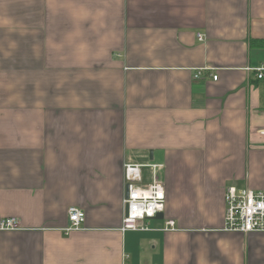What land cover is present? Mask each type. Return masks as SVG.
I'll return each instance as SVG.
<instances>
[{"label": "crops", "instance_id": "1", "mask_svg": "<svg viewBox=\"0 0 264 264\" xmlns=\"http://www.w3.org/2000/svg\"><path fill=\"white\" fill-rule=\"evenodd\" d=\"M261 64L264 0H0V264H264L224 230L225 189L264 190ZM149 162L162 218L122 232Z\"/></svg>", "mask_w": 264, "mask_h": 264}, {"label": "built area", "instance_id": "2", "mask_svg": "<svg viewBox=\"0 0 264 264\" xmlns=\"http://www.w3.org/2000/svg\"><path fill=\"white\" fill-rule=\"evenodd\" d=\"M201 41V36H198ZM246 72L253 74L258 81L264 80V64L247 67ZM199 77V73L195 78ZM217 79L216 76L213 77ZM148 168L151 183L141 184L142 169ZM163 164L149 162L145 164L124 165L125 193L122 199L123 216L121 231H147V222L162 214L165 206V193L160 181V170ZM225 215L224 230L235 233H264V190L238 189L228 186L224 192ZM68 224L65 234L83 229L84 212L76 207L67 210ZM18 230L15 218H5L0 222V232ZM163 231L175 230L173 221H165Z\"/></svg>", "mask_w": 264, "mask_h": 264}, {"label": "water", "instance_id": "3", "mask_svg": "<svg viewBox=\"0 0 264 264\" xmlns=\"http://www.w3.org/2000/svg\"><path fill=\"white\" fill-rule=\"evenodd\" d=\"M160 218H162V215L161 214H159V215L156 216V219H160Z\"/></svg>", "mask_w": 264, "mask_h": 264}]
</instances>
